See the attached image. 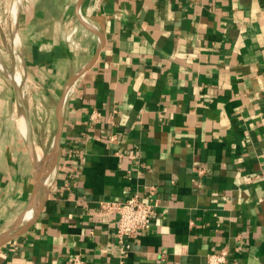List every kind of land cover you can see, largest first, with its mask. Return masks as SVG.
Masks as SVG:
<instances>
[{"label": "crops", "instance_id": "crops-1", "mask_svg": "<svg viewBox=\"0 0 264 264\" xmlns=\"http://www.w3.org/2000/svg\"><path fill=\"white\" fill-rule=\"evenodd\" d=\"M70 1L68 19L59 0L19 15L36 85L0 127V235L29 206L35 149L57 134L58 154L0 264H120L116 217L99 203L151 188L156 214L121 264H206L222 248L226 264H264V0ZM78 1L93 27L73 24Z\"/></svg>", "mask_w": 264, "mask_h": 264}, {"label": "built area", "instance_id": "built-area-1", "mask_svg": "<svg viewBox=\"0 0 264 264\" xmlns=\"http://www.w3.org/2000/svg\"><path fill=\"white\" fill-rule=\"evenodd\" d=\"M99 115L91 114L92 122L98 121ZM259 176L264 178V172ZM154 188L150 189V195L147 200L140 199L136 195L123 201L104 200L99 203L97 214L102 217H116V229L114 237L118 244V250L122 263L123 259L129 254V241L134 238L137 232L144 230L156 214L158 201L154 197ZM71 264H84L80 255L71 257ZM228 261V250L222 248L219 251L206 255V264H226Z\"/></svg>", "mask_w": 264, "mask_h": 264}, {"label": "bare ground", "instance_id": "bare-ground-1", "mask_svg": "<svg viewBox=\"0 0 264 264\" xmlns=\"http://www.w3.org/2000/svg\"><path fill=\"white\" fill-rule=\"evenodd\" d=\"M11 2H12V0H11ZM17 4H18V0H14V4H13V6L11 8L12 22H13L14 25L16 24V19H17V12H18L17 11ZM78 11H80L79 12L80 21H81L80 26H90L91 27L92 23L85 16V14L82 13V9H81L80 5H79V8H78ZM74 19H76V18H74ZM75 23H76V20H73V24H75ZM1 38H2V36H1ZM68 39L69 40L72 39L71 35H68ZM19 46H20L19 36H18V34H15L14 39H13V51H12V53H13L12 62L14 64L15 69L21 63L20 56L17 54V51L19 50L18 49ZM0 70L5 73V76L9 80L13 81L15 86L20 87L22 85L23 76H22L21 72L14 71L12 73H9L8 71L5 70V68H4V66H3V64L1 62H0ZM76 78L71 83L70 87L67 89L65 97H63V101L61 102L60 106L57 107L58 108L57 115L60 117L59 119H61V112H62V108H63V104H64V100L66 98V95L73 88V85H74V82H75ZM24 105H25V101H24ZM57 108H56V110H57ZM19 127H20L22 133L26 135V125H25V121H24L23 117H21L19 119ZM50 145H51L50 149L47 150L46 152H44V150L42 148H39V147H37L35 149V153H36V155H35L36 156V163H35L36 189H35L32 197L30 199V203H29V206L27 207L26 211L23 214L21 213L22 215L18 218L15 226L8 233H12L13 232L12 234L14 235L19 230L24 229L26 226H28L31 223V221L33 220V218L35 217V215L38 212V210L40 209V207H41V205L43 203V200L46 197L47 189L49 188V186H50V184H51V182H52V180L54 178V175H55L56 164H57V154H58L55 138L53 139V141H52V143ZM33 190H31V191H33ZM14 220H15V218H14ZM8 233H5L4 235H0V237L2 238L3 236H5ZM12 234H11V236H12ZM9 237H10V235L8 237L4 238L3 240H6ZM3 240H1V241H3Z\"/></svg>", "mask_w": 264, "mask_h": 264}, {"label": "rangeland", "instance_id": "rangeland-1", "mask_svg": "<svg viewBox=\"0 0 264 264\" xmlns=\"http://www.w3.org/2000/svg\"><path fill=\"white\" fill-rule=\"evenodd\" d=\"M31 1L32 0H18L17 19H19L20 13L22 12V10L25 9L26 5H28ZM59 1L64 5V7H66L65 8V16H67L66 19H68V17L70 18V15H72V12H73L72 1L70 0H59ZM13 4H14V0H12V2L11 0H0V33H1L0 34V62L3 64L5 70L8 71L9 73H12L14 71L21 72L23 76V83L20 87H18L19 90L23 91L24 89L26 91H29L28 93L30 92L32 93L31 90L35 89L36 84L33 85L32 82H28L26 80L22 63H20L17 66L16 68L17 70H16L12 62L13 39H14L15 34H18V24H17L18 20L16 19L15 25L12 22L11 8ZM77 10H78V6H77L76 11L73 14L72 20H76V23H79L80 25L81 21H80V16L77 14ZM70 31L75 32L76 30L74 29V27H71ZM18 49H20V46L18 47ZM17 54L19 55V50L17 51ZM16 87L17 86H15L13 81L9 80L5 76V73L0 70V127L3 125V123L6 120H8L10 117H12V115H14L13 108L15 105V101H17L16 95H15ZM24 99L25 98H23V103H24ZM51 142H52V139L47 140L46 149L44 150V152L50 149ZM12 233H8L2 238L0 237V241L8 237Z\"/></svg>", "mask_w": 264, "mask_h": 264}, {"label": "water", "instance_id": "water-1", "mask_svg": "<svg viewBox=\"0 0 264 264\" xmlns=\"http://www.w3.org/2000/svg\"><path fill=\"white\" fill-rule=\"evenodd\" d=\"M79 5H80V2H78V5L77 6H79ZM15 95H16L17 102L19 104H22L23 103V100H22L23 98H22L21 92H20V90H19L18 87H16V89H15ZM27 125H28V122H27ZM28 126H27V130H28V132H27L28 137L27 138H28V142L31 143V136H30V131H29V127ZM55 142H56V147H57V151H58V137H57V135L55 137ZM35 189H36V180H35V188H34V191H35Z\"/></svg>", "mask_w": 264, "mask_h": 264}]
</instances>
